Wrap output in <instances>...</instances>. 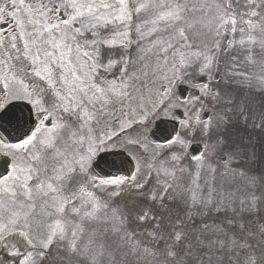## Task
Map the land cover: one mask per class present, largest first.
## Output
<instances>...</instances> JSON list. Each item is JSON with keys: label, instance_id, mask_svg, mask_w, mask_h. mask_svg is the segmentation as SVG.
Masks as SVG:
<instances>
[{"label": "snow or ice", "instance_id": "snow-or-ice-1", "mask_svg": "<svg viewBox=\"0 0 264 264\" xmlns=\"http://www.w3.org/2000/svg\"><path fill=\"white\" fill-rule=\"evenodd\" d=\"M0 130V264H264V0H0Z\"/></svg>", "mask_w": 264, "mask_h": 264}, {"label": "water", "instance_id": "water-1", "mask_svg": "<svg viewBox=\"0 0 264 264\" xmlns=\"http://www.w3.org/2000/svg\"><path fill=\"white\" fill-rule=\"evenodd\" d=\"M183 93V92H182ZM158 124H159V122H158ZM196 151V147L194 148V152Z\"/></svg>", "mask_w": 264, "mask_h": 264}]
</instances>
